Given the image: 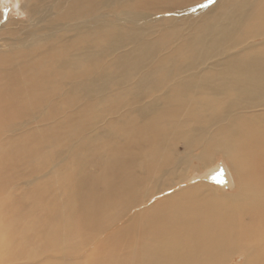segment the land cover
<instances>
[{"label": "bare ground", "instance_id": "1", "mask_svg": "<svg viewBox=\"0 0 264 264\" xmlns=\"http://www.w3.org/2000/svg\"><path fill=\"white\" fill-rule=\"evenodd\" d=\"M15 4L0 264H264V0Z\"/></svg>", "mask_w": 264, "mask_h": 264}, {"label": "rangeland", "instance_id": "2", "mask_svg": "<svg viewBox=\"0 0 264 264\" xmlns=\"http://www.w3.org/2000/svg\"><path fill=\"white\" fill-rule=\"evenodd\" d=\"M0 3H1V1H0ZM15 3H16V0H7L6 2H3L0 4V12L2 13V15L5 19L7 17H9L10 14H13V13L18 14V11L16 12V9H15V5H16ZM77 138H82V136L77 137ZM214 168L215 169H213V171L210 172L211 174L210 173L208 174L209 177H208L207 181L216 185L217 187H225L226 186L225 184L228 180V176H227V170H226V167L224 165L223 160L219 159L215 163ZM39 178H42V177H39ZM34 179H35L34 176L33 177L29 176L26 178L17 179L15 182H19V183L13 182L11 185H9L8 188L6 189V191L0 195V199L1 200L13 199L22 190V188H21L15 194H12V191L14 189H16V186L27 184V182H32ZM45 179H46V177H45ZM38 180L39 179H37L36 181H38ZM43 181H38V183H42ZM33 183H35V182H33Z\"/></svg>", "mask_w": 264, "mask_h": 264}]
</instances>
